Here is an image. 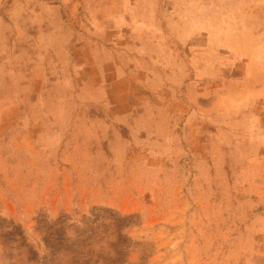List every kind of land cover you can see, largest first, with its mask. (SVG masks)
<instances>
[{
    "label": "rangeland",
    "instance_id": "374dc122",
    "mask_svg": "<svg viewBox=\"0 0 264 264\" xmlns=\"http://www.w3.org/2000/svg\"><path fill=\"white\" fill-rule=\"evenodd\" d=\"M263 87L264 0H0V264H264Z\"/></svg>",
    "mask_w": 264,
    "mask_h": 264
},
{
    "label": "crops",
    "instance_id": "0c3cea01",
    "mask_svg": "<svg viewBox=\"0 0 264 264\" xmlns=\"http://www.w3.org/2000/svg\"><path fill=\"white\" fill-rule=\"evenodd\" d=\"M260 62V61H259ZM263 94H264V87L263 88H259V92H258V100H261L262 98V96H263ZM264 98V97H263Z\"/></svg>",
    "mask_w": 264,
    "mask_h": 264
}]
</instances>
